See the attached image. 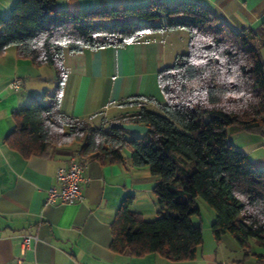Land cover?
Masks as SVG:
<instances>
[{"label": "trees", "instance_id": "obj_1", "mask_svg": "<svg viewBox=\"0 0 264 264\" xmlns=\"http://www.w3.org/2000/svg\"><path fill=\"white\" fill-rule=\"evenodd\" d=\"M56 0H17L0 18V54L14 46L19 58L51 65L56 88L13 114L5 142L22 156H48L60 146L101 162L148 166L158 178L153 219L131 209L126 196L110 224L109 247L116 253H158L174 261L194 259L202 244L201 197L215 213L211 229L230 233L243 247L264 246V169L227 141L228 128L264 133V22L236 30L206 5L188 0L92 9L61 10ZM183 28L187 52L158 72L164 96L154 111L140 105L95 126L60 110L66 76L62 56L85 48L122 46L148 33ZM123 123L144 124L143 135H128ZM256 259L264 264V256Z\"/></svg>", "mask_w": 264, "mask_h": 264}, {"label": "crops", "instance_id": "obj_2", "mask_svg": "<svg viewBox=\"0 0 264 264\" xmlns=\"http://www.w3.org/2000/svg\"><path fill=\"white\" fill-rule=\"evenodd\" d=\"M16 1L0 0V18L10 14ZM152 1L156 0H56L54 5L77 10ZM188 1L206 5L236 30L257 28L264 22V0ZM188 41V31L179 28L148 33L122 46L75 53L65 48L60 110L100 126L104 120L136 111L140 105L132 102L134 98L152 109L155 103L146 98L164 101L158 72L187 52ZM14 78L22 80L18 90L8 87ZM56 83L51 65L36 66L28 58H19L14 46L0 54V264H17L20 256L21 264H261L256 256H264V246L254 240L243 247L230 233L216 239L211 229L214 210L199 198L200 213L192 215V221L202 225V244L194 259L174 261L158 253L136 256L111 250L110 224L126 196L133 197L131 209L145 219L155 218L159 210L153 192L158 178L148 166L132 165L129 152L124 151L122 162L90 159L85 170L88 180L80 187L82 198L71 204L46 205V190L56 184V171L67 164L73 145L60 146L45 157L25 158L6 144L5 137L14 127L13 114L35 99L47 100ZM122 126L130 136L147 131L144 124ZM229 129L227 141L264 169V133ZM21 234L36 236L24 253Z\"/></svg>", "mask_w": 264, "mask_h": 264}, {"label": "built area", "instance_id": "obj_3", "mask_svg": "<svg viewBox=\"0 0 264 264\" xmlns=\"http://www.w3.org/2000/svg\"><path fill=\"white\" fill-rule=\"evenodd\" d=\"M22 84L20 78H14L8 83V87L12 90H18ZM88 157L79 153L72 152L68 155L67 164L60 166L55 174L56 184L49 186L46 190L45 204H54L56 202L71 204L82 198L81 184L86 182L88 178L85 170L88 165ZM23 244L22 253L29 247V243L33 238L32 234L19 235ZM19 257L17 264H21Z\"/></svg>", "mask_w": 264, "mask_h": 264}, {"label": "rangeland", "instance_id": "obj_4", "mask_svg": "<svg viewBox=\"0 0 264 264\" xmlns=\"http://www.w3.org/2000/svg\"><path fill=\"white\" fill-rule=\"evenodd\" d=\"M163 96V95H162ZM163 98H164V96H163ZM158 102H161L160 100H157ZM155 104H154V106H151L152 107V110H154V111H160L159 109H158V106H157V103L156 102H154ZM230 133V129L228 128V134ZM233 137H234V135H233ZM75 145H73V148L75 149V147H74ZM128 150H125V153L126 154H128ZM199 200H201L202 202H205L201 197H199ZM206 204V203H205Z\"/></svg>", "mask_w": 264, "mask_h": 264}]
</instances>
